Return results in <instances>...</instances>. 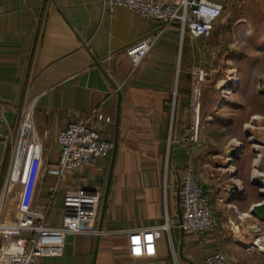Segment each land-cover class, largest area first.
Wrapping results in <instances>:
<instances>
[{
    "label": "crops",
    "instance_id": "obj_1",
    "mask_svg": "<svg viewBox=\"0 0 264 264\" xmlns=\"http://www.w3.org/2000/svg\"><path fill=\"white\" fill-rule=\"evenodd\" d=\"M210 1L224 7L221 24L239 25L240 30L251 23H264V0ZM101 3L0 0V106L8 123L16 124L28 93L39 96L34 134L42 149V171L32 210L46 214L47 226L60 228L68 190L102 195L97 224L101 234L74 235L72 252H67L64 241L48 249L40 264H201L218 251L228 255L233 264H264V253L249 248L257 238L264 241V222L250 216L253 207L264 201L257 184L264 181V170L262 162L256 165L254 149L243 139L244 126L264 115V95L249 81L259 65L241 74L240 86L227 97L229 100H223L224 95L216 89L223 84L230 86L228 80L218 83L216 94L205 91L200 117L203 113L210 130H206L211 140L208 155L203 147L187 146L185 139L193 122V73L204 68L202 50L209 58L204 62L210 63L216 56L210 54L217 50L215 44L210 45L208 37L186 35L182 40L178 26L165 27L160 21L142 19L124 7L106 13ZM244 32V37L252 36ZM154 33L159 34L157 42L133 70L125 49ZM259 38L264 41V32ZM30 77L33 81L28 88ZM77 121L97 128L103 139L114 144L117 140L111 181L113 151L99 163L66 177L51 195L60 159L58 136ZM229 140L241 142L242 149L236 159L228 161V171L220 173L216 169L222 162L219 159L237 150L236 144H226ZM224 145L228 146L222 148ZM10 160V151L0 141V220L15 224L20 219L22 187L5 185ZM190 169L201 176L220 216L219 227L209 234L186 235L179 227L178 189ZM109 182L103 228L99 230ZM236 184L241 193L233 196ZM167 221L172 222L170 231H163L155 242L153 256L132 257L130 236ZM255 226L258 233L249 230Z\"/></svg>",
    "mask_w": 264,
    "mask_h": 264
},
{
    "label": "built area",
    "instance_id": "obj_2",
    "mask_svg": "<svg viewBox=\"0 0 264 264\" xmlns=\"http://www.w3.org/2000/svg\"><path fill=\"white\" fill-rule=\"evenodd\" d=\"M102 10L113 13L117 7H124L140 15L142 19L160 21L165 27L176 25L181 39L186 35L198 39L208 37L214 26L219 23L224 7L210 0H102ZM159 38L158 33L150 34L125 49L133 70L137 69L148 56ZM211 72L205 69L193 73L191 108L193 122L187 146L196 144L201 148L198 136L202 100V83ZM33 78L28 80V88ZM39 96L28 93L21 104L16 124L10 125L0 106V141L10 151L11 160L6 173L5 185L18 184L22 187L18 205L20 219L15 224L0 220V264H40L39 259L48 249L59 247L68 235L89 234L98 236L97 224L102 195L77 189L68 190L65 197L64 220L60 228L46 225V214L32 210L36 186L42 171V149L35 139V104ZM196 136V142L194 138ZM60 159L56 173L57 181L50 188L55 195L63 180L80 168L97 164L109 157L114 150L112 141L103 139L99 130L86 122L70 123L58 136ZM237 146H241L237 143ZM234 183V177L230 178ZM232 190V195L241 193L240 186ZM180 210L179 227L186 235L209 234L220 225V216L211 205L202 178L190 169L185 174L178 189ZM230 208L231 204H227ZM172 222L153 229H143L130 236L131 256L137 259L153 256L155 242L162 237L163 231H170ZM232 230L233 224L231 225ZM238 228V227H237ZM258 233V228L257 232ZM29 234L27 238L24 235ZM46 246V248H45ZM249 248L264 253V241L257 238ZM47 249V250H46ZM201 264H233L232 259L222 251L206 257Z\"/></svg>",
    "mask_w": 264,
    "mask_h": 264
},
{
    "label": "rangeland",
    "instance_id": "obj_3",
    "mask_svg": "<svg viewBox=\"0 0 264 264\" xmlns=\"http://www.w3.org/2000/svg\"><path fill=\"white\" fill-rule=\"evenodd\" d=\"M237 27H239V25L234 26V24L231 23L228 24L217 23L214 26L208 38L206 37L208 42L210 40L211 42L210 45L215 44L217 50L216 51L212 50V52H210V54L215 53L216 55L215 57L211 56L212 60L210 61V63L208 61L204 62L205 59L207 60L208 58V53L205 54L204 50H202V56H203L202 58L204 59V61L202 60V64L204 65L203 69H205L208 72H211L210 73L211 77H208L206 81L203 82L201 85L202 99L204 94L208 93L205 91L208 90L209 92H211V94L212 92L216 94L218 91V93H220L222 97L224 95L223 100H229V98L227 97H231L233 93L237 92L240 86L241 74L245 73L246 69L249 70L250 67L258 66V65H259V70L256 72H252L253 74L249 78L250 79L249 81L250 83L255 84V86L258 85V87L260 88V94L264 95V55H263L264 41L261 38H259V33L264 32V23H260V24L251 23V25L243 27L242 28L243 30L242 29L238 30ZM244 30H246V32L248 34H251L252 36L244 37L242 35ZM205 46L208 47L209 50L210 48L209 43L206 42ZM218 50L220 52L217 53ZM216 57L218 59L215 62L214 59ZM226 80H228L231 83V85L227 86L226 84H223L220 88L217 87L216 88L217 91H216L215 87L218 85V83H221ZM198 128H199L198 136L201 142V146L203 147V149L208 151V155H209L211 154L209 150L211 148V140L206 130H208L209 133L210 130H209L208 122H205L203 119V113L201 114ZM244 131H245V134L243 136L244 142L248 143L252 147V149H254L253 157L254 159H257V162L255 163L256 165H259V163L262 162V168L264 170V115L259 116L258 120L251 119L244 126ZM192 137L194 138V142H196V136H192ZM231 143L237 145V143H241V142L233 140ZM231 143L229 140L228 143L226 144H231ZM194 145L196 146V144ZM225 146L228 145H224L222 148H224ZM246 147L248 149V146ZM196 148L199 149V147L197 146ZM236 149L240 150V146H237ZM232 150L233 153L234 149ZM212 159H216V158L214 157ZM221 159L222 160L219 159V161L222 162L218 163L219 166H217L216 169L218 172L224 173L228 171V169L226 168L228 166V161L231 162V160L233 159L229 158L227 154L223 156V158ZM255 171L259 172L260 173L259 175L262 174V172L257 168V166L255 168Z\"/></svg>",
    "mask_w": 264,
    "mask_h": 264
},
{
    "label": "water",
    "instance_id": "obj_4",
    "mask_svg": "<svg viewBox=\"0 0 264 264\" xmlns=\"http://www.w3.org/2000/svg\"><path fill=\"white\" fill-rule=\"evenodd\" d=\"M119 99H120V92H119ZM118 125H119V109H118V113H117V124H116V128L118 129ZM115 148L113 150V159H112V166H111V172H110V176H109V181H111V177H112V171H113V166L115 163V158H116V153H117V148H118V142L117 140L115 141ZM242 149V145L240 146V150H234L233 153H231V155L229 154V158L231 159H236L238 157V153L241 151ZM263 190L261 196L264 198V181H260L257 183ZM109 186H110V182L108 183V188L106 190L104 199H103V205H102V210H101V221H100V226H99V230H102L103 228V221H104V216H105V210H106V205H107V199H108V193H109ZM250 216L261 221L264 222V201L261 202L260 204L256 205L253 207V209L250 212ZM251 232H257V227H253L251 229H249ZM67 247L66 250L67 252H72V246H73V242H74V236L73 235H68L67 236Z\"/></svg>",
    "mask_w": 264,
    "mask_h": 264
},
{
    "label": "bare ground",
    "instance_id": "obj_5",
    "mask_svg": "<svg viewBox=\"0 0 264 264\" xmlns=\"http://www.w3.org/2000/svg\"><path fill=\"white\" fill-rule=\"evenodd\" d=\"M232 152H229L227 155L231 154Z\"/></svg>",
    "mask_w": 264,
    "mask_h": 264
},
{
    "label": "trees",
    "instance_id": "obj_6",
    "mask_svg": "<svg viewBox=\"0 0 264 264\" xmlns=\"http://www.w3.org/2000/svg\"><path fill=\"white\" fill-rule=\"evenodd\" d=\"M126 54V53H125ZM127 55V54H126ZM128 57V56H127ZM129 58V57H128ZM130 59V58H129ZM131 61V60H130Z\"/></svg>",
    "mask_w": 264,
    "mask_h": 264
}]
</instances>
